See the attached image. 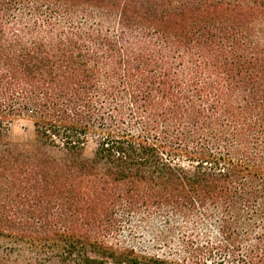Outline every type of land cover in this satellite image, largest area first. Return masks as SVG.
<instances>
[{
	"label": "trees",
	"instance_id": "trees-1",
	"mask_svg": "<svg viewBox=\"0 0 264 264\" xmlns=\"http://www.w3.org/2000/svg\"><path fill=\"white\" fill-rule=\"evenodd\" d=\"M132 215L264 264V0H0V264H141Z\"/></svg>",
	"mask_w": 264,
	"mask_h": 264
},
{
	"label": "rangeland",
	"instance_id": "rangeland-1",
	"mask_svg": "<svg viewBox=\"0 0 264 264\" xmlns=\"http://www.w3.org/2000/svg\"><path fill=\"white\" fill-rule=\"evenodd\" d=\"M8 140L20 147L36 144V134L31 121L27 117L16 119L9 128ZM93 148L94 143L90 141L85 146L83 155L91 157ZM177 223H179L177 218H173L170 224H167L158 216L144 220L140 215H132L114 241L118 247L132 249L141 264H155L153 260L157 259L173 261L184 249L180 241V230L175 226ZM200 230L202 233L203 230ZM4 243L5 241L0 238V245Z\"/></svg>",
	"mask_w": 264,
	"mask_h": 264
}]
</instances>
